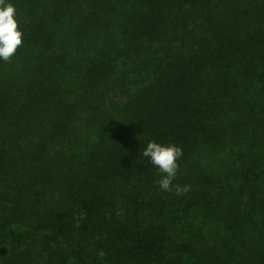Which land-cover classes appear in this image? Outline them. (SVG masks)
Listing matches in <instances>:
<instances>
[{
    "label": "trees",
    "instance_id": "16d2710c",
    "mask_svg": "<svg viewBox=\"0 0 264 264\" xmlns=\"http://www.w3.org/2000/svg\"><path fill=\"white\" fill-rule=\"evenodd\" d=\"M8 3L0 264H264V0Z\"/></svg>",
    "mask_w": 264,
    "mask_h": 264
},
{
    "label": "clouds",
    "instance_id": "9594fccd",
    "mask_svg": "<svg viewBox=\"0 0 264 264\" xmlns=\"http://www.w3.org/2000/svg\"><path fill=\"white\" fill-rule=\"evenodd\" d=\"M15 14L16 9L11 3L5 4V0H0V58L4 61H10L23 42L22 32L18 30V23L14 18ZM182 155L181 147L175 144L161 145L155 141L149 142L143 151V156L149 157L151 163L164 174L157 181L161 190H173V180L179 169L178 160ZM189 190V186H175L177 195Z\"/></svg>",
    "mask_w": 264,
    "mask_h": 264
}]
</instances>
